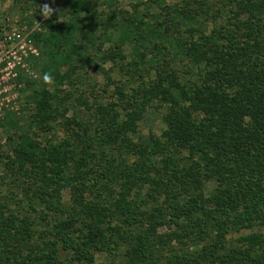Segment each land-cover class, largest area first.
<instances>
[{
	"label": "trees",
	"instance_id": "1",
	"mask_svg": "<svg viewBox=\"0 0 264 264\" xmlns=\"http://www.w3.org/2000/svg\"><path fill=\"white\" fill-rule=\"evenodd\" d=\"M130 1L33 32L52 80L26 83L34 133L3 124L0 264H264V0Z\"/></svg>",
	"mask_w": 264,
	"mask_h": 264
},
{
	"label": "rangeland",
	"instance_id": "2",
	"mask_svg": "<svg viewBox=\"0 0 264 264\" xmlns=\"http://www.w3.org/2000/svg\"><path fill=\"white\" fill-rule=\"evenodd\" d=\"M64 1L65 0H0V197L7 193L8 180L12 181L10 178H6L4 164H2L1 159V157L9 151L7 139L12 134L8 129L9 126H3V124L7 123L6 115L8 113L17 114L19 121L16 133L31 134L36 131L34 125H32L30 117L31 111L25 110L24 107L25 103L30 100L31 93L25 91L27 81H43L41 68L45 64V60L40 64L39 62H35L38 58L26 57V55L29 56L30 54L29 41H31L34 48L38 50L32 36L33 32L39 31L40 24L45 21L40 15H37V10L40 4L46 2L50 7L56 10V14H60ZM129 2L131 1L118 0L119 6L126 10L130 9L128 6ZM179 2L180 0H168L170 4H177ZM223 18L226 19L227 16L223 14ZM64 20L65 18L62 17L61 21ZM32 24L33 27L30 28ZM208 27L211 30L212 26L209 25ZM16 30L21 32L25 39L27 38L25 40L27 46L24 49H21L20 46L17 47L18 42L16 40H11L12 33ZM13 52L16 53L14 56H12ZM39 52L38 50V53ZM126 55L129 60L130 47L126 49ZM14 57H16V59H14ZM12 66L13 68L9 71H4L6 67L9 68ZM105 70L111 75V64L105 66ZM89 72L93 74L96 71L91 70ZM112 79L116 80L113 77ZM98 80L100 85H103L105 82L103 76ZM165 112L166 108L148 111L138 130L140 136L148 137L151 134L160 136L166 129L162 119ZM135 139H137V137H135ZM213 187V183L207 186L206 195L210 194ZM15 191V194L22 198L23 194L21 190ZM63 198L64 201L69 200L70 192L68 190L63 192ZM15 210L17 211L18 207L15 208ZM97 263L109 264L110 259L106 255H98Z\"/></svg>",
	"mask_w": 264,
	"mask_h": 264
},
{
	"label": "built area",
	"instance_id": "3",
	"mask_svg": "<svg viewBox=\"0 0 264 264\" xmlns=\"http://www.w3.org/2000/svg\"><path fill=\"white\" fill-rule=\"evenodd\" d=\"M26 39L23 36V34L21 32H19L18 30L14 31L12 33L11 40H13V41L16 40L18 42L17 47L20 46L21 49H24L27 46L26 43H25V40ZM28 44L30 45V54H29V56L26 55V57L38 58L40 56V52L38 53V50L34 48V46L32 45V42L31 41H29ZM15 54L16 53L13 52L12 56H14ZM14 59H16V57H14ZM10 66H11V64H10ZM11 68H13V66L12 67H9V68L6 67V69L4 71H9Z\"/></svg>",
	"mask_w": 264,
	"mask_h": 264
},
{
	"label": "clouds",
	"instance_id": "4",
	"mask_svg": "<svg viewBox=\"0 0 264 264\" xmlns=\"http://www.w3.org/2000/svg\"><path fill=\"white\" fill-rule=\"evenodd\" d=\"M56 14V10L50 7L48 3H42L39 5L37 10V15H40L44 20H50ZM61 20V15L59 14L57 22ZM41 25V24H40ZM44 82H49L52 77L49 74H44L42 77Z\"/></svg>",
	"mask_w": 264,
	"mask_h": 264
}]
</instances>
